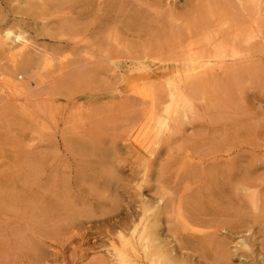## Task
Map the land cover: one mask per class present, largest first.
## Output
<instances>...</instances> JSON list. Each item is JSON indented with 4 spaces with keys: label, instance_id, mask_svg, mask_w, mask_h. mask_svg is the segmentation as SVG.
I'll use <instances>...</instances> for the list:
<instances>
[{
    "label": "rangeland",
    "instance_id": "374dc122",
    "mask_svg": "<svg viewBox=\"0 0 264 264\" xmlns=\"http://www.w3.org/2000/svg\"><path fill=\"white\" fill-rule=\"evenodd\" d=\"M29 1L0 0V41L24 40L12 56L0 49V264H115L107 258L109 240L98 231L105 221L95 217L96 224L85 223V217L92 210H110L113 199L119 205L115 214L125 217L130 199L119 186L131 181L127 163L137 155L131 152L150 140L146 123L136 125V136L128 137L125 120L146 108L144 101L186 85L197 121L186 126L185 139L172 134L158 147L160 157L170 154L164 158L169 165L160 193L175 199L172 224L180 229L182 218L197 205L182 196L200 189L201 195L207 194L203 186L209 180L201 165L208 170L238 159V168L252 165L255 173L247 192L231 182L227 218L190 224L210 233L220 247H206L204 256L181 258V263L264 264V12L260 30L236 46L246 53L248 69L199 84L183 72L188 61L181 46L185 39L189 43V35L195 36L191 29L199 32L207 20V6L199 0H108L100 6L98 0L89 6L84 0H42V6L41 0ZM33 57L36 62L29 63ZM176 64L183 70L180 78L160 76ZM100 151L123 156L121 163L114 155L109 158L125 166L113 172L120 177L113 189L91 188L90 180H101L106 166L101 165ZM125 157L128 161L123 162ZM157 157L147 180L153 181L157 169L167 163ZM187 170H194L195 178L185 187L180 178ZM152 181L142 191L148 199L154 196ZM17 195L26 203L12 200ZM55 197L62 201L58 206L53 205ZM224 223L228 226H221Z\"/></svg>",
    "mask_w": 264,
    "mask_h": 264
},
{
    "label": "bare ground",
    "instance_id": "6f19581e",
    "mask_svg": "<svg viewBox=\"0 0 264 264\" xmlns=\"http://www.w3.org/2000/svg\"><path fill=\"white\" fill-rule=\"evenodd\" d=\"M30 1H37V0H30ZM30 1L29 3L31 4ZM49 1H55V0H49ZM59 1L60 3H62L61 0ZM66 1L64 0L65 3ZM84 1L86 5L89 6L93 1L96 0H84ZM105 1L108 0H98L99 6ZM109 1H113V0H109ZM189 1L191 0H188V3H190ZM199 1L200 3L202 2L205 3L207 6L206 11L204 10L206 12L207 20L206 22H201V24L199 25L200 27L199 32L197 31V29L196 30L191 29L192 34H194L193 31H195L194 37L193 35H189L187 33L188 31L186 32L187 36L188 35L190 36L191 42L188 40L189 43L186 42L185 44L184 41L187 40L185 39L182 43H184V45L186 46L181 45L184 47L186 54L185 55L186 61H188L187 65L184 66L185 70L183 71L180 65L176 64L173 65L174 67H171V69H169L167 72H164L163 73L164 75L161 74L160 75L161 77H167L169 79H175L176 77L180 78L181 77L180 73H182L183 71L186 73L185 76H187L188 79L190 78V80L197 81L199 84H207L209 81L215 80L217 77L221 75H234L238 71H245L244 69H248L246 65L248 62L244 61V56L246 55V53L242 54L241 52H239L236 46L239 44L238 42H241V39L245 43H247L250 37H252V35H254L256 32L260 30L261 18H262L261 13L264 12V0H199ZM38 2H40L39 4L42 6L41 4L42 0ZM185 2H187V0H185ZM60 3L58 4L59 7H60ZM191 3H194V0L191 1ZM197 3L198 2H195V4ZM209 4L211 5L214 4V5H212V7L210 6L211 8H209L208 7ZM47 10H49V8ZM23 13L24 14L28 13V11L27 12L25 11ZM29 13H31V10ZM189 13L191 12L189 11ZM199 13L202 12L201 11L198 12V15ZM3 14L4 13H2V15ZM0 20L3 19L1 18ZM64 20L65 23L67 20L66 19ZM68 25L71 26L70 23ZM187 30H190V28ZM196 32L198 33L196 34ZM19 35H21V33L17 34V36ZM44 35H46V33ZM198 36H200V38ZM195 37H198L199 39ZM16 39H18V37ZM193 39L194 42H192ZM181 40H183V38ZM175 41L177 43L178 40ZM25 42H27L26 39ZM22 43H24V40H19L18 42H16V40H13L11 43L0 41V49L7 55L12 56L18 53L15 50ZM174 49L176 48L174 47ZM34 58L35 57H33L31 61H29V63H35L36 59ZM215 64L217 65L214 66ZM192 88L193 87L190 86L189 89ZM186 89H187V85L185 86V88L178 86L174 90L168 91L169 93L168 92L164 93L163 96L157 99H150L148 101H144L147 102L144 103L147 105L146 108H142V110L138 114H136L135 116L128 117L125 120L126 121L125 126H127L126 134L128 135V137L136 136L137 134V130L135 129L136 125L140 123H146L150 126V132H149L150 140H147L148 142L146 143V145H143L142 148H139L137 152L136 151L131 152L132 153L131 156L133 157H134L133 155L134 153L137 154L135 155L136 160L134 159L135 161L133 162L129 159V163H127V165H129L131 181L127 179L126 183H120L119 186L120 189H122V192L127 194L130 199L129 204L127 205L128 207L126 208L127 213H125V217L120 218L121 216L118 217L119 214L118 215H116L117 213L115 214L119 206V205L116 206L115 203L116 199H113L112 202L113 204L111 205L110 210L104 211L101 209L96 213L95 211L92 210L91 214L94 215H91L89 213L90 214L89 216L86 217L84 216L87 220L85 223H91L93 221L92 218L94 219L95 217L98 218L97 219L98 222L105 221L103 224H100V226L98 227L99 229L98 231L107 240H109L108 242H110L109 245L111 249H109L108 251L109 254H107V258L112 259V261H114L115 264H183L184 262L182 260L184 258L194 257L196 255L204 256L206 247L211 248L213 246L215 249L216 248L218 249L220 247V243L218 245L216 244V242H213L210 233H206L205 231L191 228L190 227L191 222H194L195 224H199V225H207V224L209 225L215 223L219 218H227L229 215L228 207L229 205H231V201L229 199V194L231 193L232 190L231 182L233 181L238 182L240 185H242L241 187L242 190L246 192L248 191V188L251 186L252 182L250 181V177L255 173V169H254L255 166L254 168L252 167V165L251 166L249 165V167L239 166L238 168L237 167L238 159L235 160L233 159L234 161L228 159L220 163V165H217L218 164L217 163L215 166H211L210 168H208V170L207 168L205 170L203 165H201L202 174L208 176V180H209L208 183H206V185L203 186L207 191V194L201 195V189H200L198 191L196 190V193L191 194L189 196L188 195L182 196L183 200L186 199L189 204L196 203L198 206L196 205L195 207H193L192 210H189L187 212L186 217L182 218L180 229L172 224L170 213L172 212L173 209L172 204H174L175 199L172 197L169 199H165L164 194L160 193V190L164 188V184H166L167 181L166 178L167 176L164 177V172L167 168V165H169V161L164 158L166 157L168 158L170 154L169 155L167 154L168 156L166 155L164 158L160 157L158 155L160 154L158 147L159 144L162 143L163 139L164 141L170 140L172 134L180 135V138H184L182 132L185 130L186 126L192 125L194 122L197 121L194 108L193 106H191L190 101L186 96V91H187ZM174 130L177 131L174 132ZM186 139L188 140V138ZM128 151L130 154L131 149ZM115 152H113L115 154H110V152L102 151L99 154L103 163L101 165L104 166L105 164L106 166L111 167L109 168L111 170H108V167L104 166L105 170L104 171L102 170L100 173V177L103 180L101 179L102 181L97 180V182H92L93 179H91L90 180L91 188H96L97 185L99 187H105L106 189L107 188L113 189L119 184L120 177L115 176L113 172L118 174L119 173L118 171L124 169L125 166L122 165L123 163L119 165H117L118 163H116L115 165L114 161L116 160V158L118 160L119 157L120 158L123 157L120 156L117 153V151ZM111 155H114L113 157H116L113 158L115 160H112V162H111L112 159ZM157 156L160 157V159L166 160L167 163L164 166H162L161 169H157L158 171H156V174L154 175L153 178V181L155 180V185H156L154 186V193H153L154 196L148 199L147 197H144L142 191L145 188L149 187L148 186L149 182L152 181V178L151 180H147L145 177L149 174V172H151V168H153V166L155 165L154 163L157 160L156 159ZM109 158L111 159L109 160ZM127 158H130V156ZM127 158L126 157L124 159L122 158L123 162L124 160L128 161ZM120 161L121 160H118V162ZM158 163L157 165L159 166L161 163L160 164ZM193 171H188L186 175H183L180 178V182L183 183L185 187L189 186V184L193 182L195 178L194 177L195 175L193 176L192 173ZM139 175H140L139 179H135ZM134 181H136V183L133 186L129 185V182H134ZM30 184L32 185V183ZM12 191H10L9 193L11 194ZM3 193L5 192L3 191ZM99 198H101V196ZM249 198L250 200H252L253 195H250ZM106 199L108 200L107 197ZM12 200H15V202H20L23 204H25L27 201L22 195L14 196ZM2 203H4V201ZM60 203H62V201L58 197H55L53 205L58 206V204ZM253 203L255 204V202ZM108 204L110 205L111 202H109ZM0 206H1V201H0ZM4 206L6 208V205ZM255 210H257L256 205H254L253 207V211ZM163 217L166 218L165 220L166 225L164 226V231L162 229L163 233L160 234L158 228H161L159 226H161ZM89 226L91 225L89 224ZM221 226L227 227L228 224L224 223ZM86 227H88V225ZM87 235L88 234L86 233V236ZM167 237H170L171 240L168 241ZM203 241L206 243L202 244L201 242ZM196 246H199V248H197Z\"/></svg>",
    "mask_w": 264,
    "mask_h": 264
}]
</instances>
